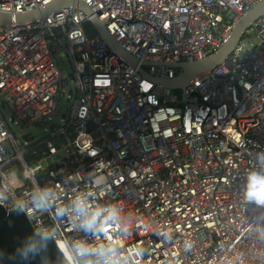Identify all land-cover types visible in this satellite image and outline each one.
I'll return each mask as SVG.
<instances>
[{
    "label": "built area",
    "instance_id": "built-area-1",
    "mask_svg": "<svg viewBox=\"0 0 264 264\" xmlns=\"http://www.w3.org/2000/svg\"><path fill=\"white\" fill-rule=\"evenodd\" d=\"M49 1L0 0V9ZM82 1L138 65L114 54L95 31L88 35L86 16L73 7L0 26V110L22 128L13 134L0 113L4 211L24 203L34 231L53 229L64 251L65 241L99 238L58 218L56 206L31 211L32 194L51 189L57 206L86 195L94 205L123 210L129 233L108 237L122 242L131 264L137 248L140 264H264V206L242 194L264 152V13L224 62L182 90L154 81L179 74L176 62L212 54L259 0ZM60 51L70 61L72 88H64L54 60ZM60 96L71 103L60 113L63 123L53 125L48 117L59 114ZM45 125L47 135L31 143L25 128ZM14 171L19 181L11 185Z\"/></svg>",
    "mask_w": 264,
    "mask_h": 264
},
{
    "label": "clouds",
    "instance_id": "clouds-1",
    "mask_svg": "<svg viewBox=\"0 0 264 264\" xmlns=\"http://www.w3.org/2000/svg\"><path fill=\"white\" fill-rule=\"evenodd\" d=\"M90 154L96 153L93 151ZM256 158L260 167L258 170L249 171L242 194L246 202L264 206V152L257 153ZM98 163L102 170L103 162ZM103 180L104 178L100 176L96 178L97 184L102 183ZM56 200L57 196L51 189L42 188L32 194L31 211H43L56 206L58 218L67 217L76 222L78 230L84 232L86 236L99 238L96 243H90L87 239L65 241L64 252L73 257L75 264H131L124 254L122 242L108 237L110 231L116 236H127L129 233V225L125 223L123 210L119 206L94 205L86 195L74 197L68 205L57 206ZM12 211L25 215L29 213V209L22 202H17ZM55 239L53 229L34 232L21 241L15 250V255L23 261L38 256L43 258L47 253L49 242ZM134 255L137 257L135 264H140L142 250L137 248Z\"/></svg>",
    "mask_w": 264,
    "mask_h": 264
},
{
    "label": "water",
    "instance_id": "water-1",
    "mask_svg": "<svg viewBox=\"0 0 264 264\" xmlns=\"http://www.w3.org/2000/svg\"><path fill=\"white\" fill-rule=\"evenodd\" d=\"M66 7H73L81 11L86 16L87 23L114 54L133 67L138 65L137 59L118 46L108 34L104 23L91 12L82 0H51L41 6L21 11L0 9V26L39 20L54 10ZM263 13L264 0H259L233 22L227 36L212 54L200 60L176 62L173 65L180 69L179 74L171 79L154 78V81L164 88L182 90L196 76L224 62L234 45L241 38L242 33ZM138 71L144 73L140 66ZM22 138H25V135ZM34 232L24 214H17L12 210L4 211L0 205V264H71L66 252L62 251L54 241L49 242L47 253L43 258L38 256L29 261H23L16 257L15 250L21 241Z\"/></svg>",
    "mask_w": 264,
    "mask_h": 264
},
{
    "label": "rangeland",
    "instance_id": "rangeland-1",
    "mask_svg": "<svg viewBox=\"0 0 264 264\" xmlns=\"http://www.w3.org/2000/svg\"><path fill=\"white\" fill-rule=\"evenodd\" d=\"M249 35H251V37H255V34L253 31H249ZM54 60H55L56 65L58 66V68L61 71L62 78L66 82L64 88L65 89L72 88V81L70 79L69 80L67 79V77H69V75L71 74V65H70L69 58L65 54H63L62 51H60L58 53V55L55 56ZM56 103H57L59 114L48 117V121L51 122L53 125H59V124L63 123V120L60 118V113H62V112L66 113L68 111L71 100L65 99L63 96H60L57 98ZM0 113L2 114L9 130L13 134L16 133L15 127L18 129V131L22 130V128L19 125H17L16 123L10 122V119L7 116L9 113V110L6 107L1 109ZM24 131H25V133H28V136L31 139L30 141H31V143H33V142H36L40 138L47 135L48 127L45 125L42 129H37L34 126H28L27 128H25ZM41 164L43 165V163H41ZM7 180L9 181V183L11 185H15L19 181L18 180V172L14 171L11 174H7Z\"/></svg>",
    "mask_w": 264,
    "mask_h": 264
},
{
    "label": "trees",
    "instance_id": "trees-1",
    "mask_svg": "<svg viewBox=\"0 0 264 264\" xmlns=\"http://www.w3.org/2000/svg\"><path fill=\"white\" fill-rule=\"evenodd\" d=\"M84 29H85V32L88 34V35H91L94 33V30L88 25V24H85L84 25ZM28 160V158H27Z\"/></svg>",
    "mask_w": 264,
    "mask_h": 264
}]
</instances>
